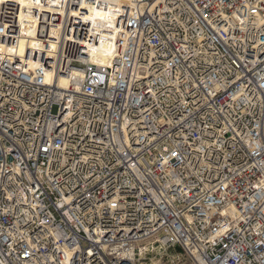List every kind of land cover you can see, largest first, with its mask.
Returning a JSON list of instances; mask_svg holds the SVG:
<instances>
[{
    "label": "built area",
    "instance_id": "1",
    "mask_svg": "<svg viewBox=\"0 0 264 264\" xmlns=\"http://www.w3.org/2000/svg\"><path fill=\"white\" fill-rule=\"evenodd\" d=\"M25 1L0 0V262L264 264V0Z\"/></svg>",
    "mask_w": 264,
    "mask_h": 264
},
{
    "label": "bare ground",
    "instance_id": "2",
    "mask_svg": "<svg viewBox=\"0 0 264 264\" xmlns=\"http://www.w3.org/2000/svg\"><path fill=\"white\" fill-rule=\"evenodd\" d=\"M22 1V4L25 5L26 1L25 0H20ZM108 1L109 4L114 5L116 3V0H104ZM91 19L96 22L104 21L109 19L108 14L96 8L95 6L91 7ZM20 21H21V34L20 38L18 40V44L15 46L16 47V52L19 55H24L29 48H34L36 46H39L38 40L36 38V34L34 31V26L35 22L34 19L30 15L24 14L23 11H21L20 14ZM110 44L102 41L100 44H96V46H93V51L92 55L100 57L99 60L97 61L98 63H102L105 61V56L107 55V52H109L108 49H110ZM81 71L77 70V74H80ZM60 84L62 86H66L68 84V80L66 79L65 76H60Z\"/></svg>",
    "mask_w": 264,
    "mask_h": 264
},
{
    "label": "rangeland",
    "instance_id": "3",
    "mask_svg": "<svg viewBox=\"0 0 264 264\" xmlns=\"http://www.w3.org/2000/svg\"><path fill=\"white\" fill-rule=\"evenodd\" d=\"M179 249L163 250L154 246L144 258L136 261V264H192L188 256L181 255Z\"/></svg>",
    "mask_w": 264,
    "mask_h": 264
},
{
    "label": "water",
    "instance_id": "4",
    "mask_svg": "<svg viewBox=\"0 0 264 264\" xmlns=\"http://www.w3.org/2000/svg\"><path fill=\"white\" fill-rule=\"evenodd\" d=\"M0 264H2V263L0 262Z\"/></svg>",
    "mask_w": 264,
    "mask_h": 264
}]
</instances>
